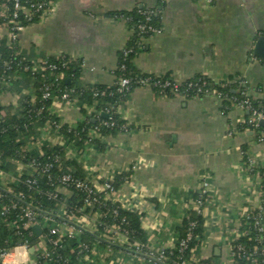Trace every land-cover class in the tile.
<instances>
[{
	"label": "crops",
	"instance_id": "0c3cea01",
	"mask_svg": "<svg viewBox=\"0 0 264 264\" xmlns=\"http://www.w3.org/2000/svg\"><path fill=\"white\" fill-rule=\"evenodd\" d=\"M136 7L155 9L162 23L161 33L140 41L133 61L141 72L168 74L179 83L199 74L217 82L240 81L246 84L248 96L264 100V60L253 55L257 38L264 34V0H57L44 19L21 33L18 50L29 60L74 58L82 69L79 85H111L116 81L120 51L133 34L129 24L113 13ZM14 81H20L19 85L12 86ZM12 82L0 93L4 112L8 106L14 112L21 108L17 92L27 90V98L34 92L22 73ZM223 100L211 94L163 96L151 87H135L119 108L130 129L106 134L79 155L94 185L119 176V188L107 196L122 208L142 214L146 249L166 245L177 233L205 180L210 190L203 207L205 229L199 257L227 261L229 247L242 232L244 213L264 203L259 177L264 141L241 125L247 111L235 103L224 107ZM85 108V103L60 100L53 105L61 122L70 126L87 118ZM40 134L42 141L32 148L33 153L66 142L53 129L43 127ZM243 151L255 161L253 168ZM10 164L7 175L0 176L2 184L24 168L16 160ZM62 194L70 192L62 189ZM95 214L83 217L91 233L98 227ZM96 246L94 259L100 258L99 264H147L122 245L117 250ZM35 250L21 257L24 262L6 264H37ZM88 257L85 254L82 259Z\"/></svg>",
	"mask_w": 264,
	"mask_h": 264
},
{
	"label": "trees",
	"instance_id": "16d2710c",
	"mask_svg": "<svg viewBox=\"0 0 264 264\" xmlns=\"http://www.w3.org/2000/svg\"><path fill=\"white\" fill-rule=\"evenodd\" d=\"M149 8L146 7H136L130 12H115V14L125 13L131 17V20L128 22L130 28H133L137 23L142 20L145 21L146 15L144 12ZM148 23L162 27L161 18L159 13L153 9V12L150 14V20ZM140 35L137 32H133L132 37L129 41V44L124 47L119 54V61L117 68L114 73L116 76V81L113 85H105L100 83L79 85L78 78L81 75V66L78 61L74 58L68 57L65 55L64 58L56 57L50 58L47 60L46 64L56 63L58 65L57 69H44L41 73L31 74L29 71H21L24 79H27L28 82L32 84L33 91L37 94V99L35 102H31L29 99H25L21 103V108L18 111H13L12 106L6 107L5 114H1V110L4 109L0 106V168L8 171L10 169V160H16L23 164L29 162L30 158L35 156V153L28 150L29 144H31L38 136L41 127L45 125L48 120L60 121V118L53 111L54 101L56 98H60V94L64 89L70 90L72 96H76L78 102L86 103V105L93 104L97 100L96 110L99 111L101 120H95V117H87L84 121L77 123L76 125L70 126L67 123H63L58 129L54 126L52 129L62 135L66 142L63 145H53V146H43V154L40 156V159L46 160L49 157L53 156L56 153H64L68 147H78L81 150H84L87 143V134L88 131L94 128L97 125L101 126V121L110 120L113 118L114 125L112 126H101L102 132L106 134L116 135L121 131H126L130 129L128 125L127 129L123 128V125L126 122L120 113L119 108L122 103H124L131 91L139 86V80L143 77L156 75L147 74L141 72L136 68L134 64V57L137 54L140 46ZM2 58L0 59V75L3 73V70L6 66L3 64L4 60L11 61L12 72L18 69L17 63L21 61L22 54H16V51H19L18 48H8L7 45H3L1 48ZM20 53V52H19ZM66 61V65H63V62ZM24 61H21L22 64ZM124 65V68H122ZM11 72V70H10ZM121 76H126L131 79L129 88L125 90L124 93L119 91V86L117 80ZM158 78H161L164 81L167 78L173 79L170 75H159ZM232 80V78H230ZM191 80H194L197 85L190 86L189 83ZM9 81L11 79L9 78ZM13 81V80H12ZM11 81V82H12ZM20 82V81H19ZM18 81L12 82V86L19 85ZM49 84L52 90V97L48 99L42 98L41 87ZM199 87L201 90L199 91ZM246 84L241 83L240 81H214L210 77L199 74L193 78H190L177 86L178 92L183 94L187 98L193 97H202L205 95H210L213 93L223 92L226 97L223 100L224 107L233 103L232 98L236 97L241 100L246 97ZM176 87L169 86L164 89V92H160L158 87H153V89L163 96H176ZM97 92V94H95ZM245 92V95L243 94ZM59 97V98H58ZM249 99L252 101L253 106L259 110L264 111V100L254 99L249 96ZM33 107V108H32ZM86 109V108H85ZM84 109V112H85ZM39 110L41 112L39 113ZM87 110V109H86ZM107 111L108 114L104 116L101 112ZM249 115V114H248ZM96 116V113L94 114ZM128 124V123H127ZM260 129L264 131V122L260 123ZM99 140L96 141V143ZM24 176H28V170L24 169ZM64 172L72 173L78 178L86 177L85 168L79 163V161L70 158L65 160L62 163L56 164L53 169V175L55 180V185H57V177ZM260 174H264V168L260 170ZM114 190L119 188L121 180L116 177L111 181ZM46 186V178H42V187ZM50 187H53L50 185ZM0 185V249L8 250L12 249L15 246L22 244L25 240L29 241L30 247H34L38 255L37 264H62L64 258H68L72 264H99L100 258L94 259L95 257V246H101L105 248H111L113 250L120 249L122 247L117 246L116 244L109 243L101 235L106 231V229L113 227L117 224L123 223V225L129 231V247L128 249L136 248L135 243L146 245L148 238L145 233V230L141 224V217L137 211H130L122 208L118 202H113L106 195L102 196L101 202L96 204L94 207H86L83 211H78L83 207L84 203V193L81 190L72 189V194L66 196L61 194L58 198L48 199L41 194H37L34 188H31L23 180L16 181L9 185L7 190L2 189ZM262 188H264V182L262 183ZM17 204L16 209L12 208L13 204ZM32 204L39 208L40 212L38 213V221L44 223L43 211L51 213H60L62 206L68 210L74 209L77 211V215H80L82 212L87 213H98V227L94 233L89 231H83L80 235L75 236L72 239H69L61 247L56 249L50 245V249L54 250V255L52 258L45 257L41 254L39 249L40 237L37 236L33 228H26L23 224L25 221L22 219L23 209ZM117 207L119 210V215L115 216L113 213V208ZM196 221V227L194 228V233L196 235L202 236L205 229V221L203 215H196L193 210H189L186 217L183 218L181 223L176 227V232L179 237H183L189 231L192 223ZM244 225L241 229L250 230L248 235L238 236L239 242H245L247 244H255V238L258 236L257 230L252 227L251 220L243 219ZM50 225H47L45 232L48 233ZM98 243V244H96ZM199 240L193 239L190 242L189 248L185 251L184 257L186 259L197 258L199 257ZM81 244L88 246L87 249H82ZM125 250V249H124ZM89 255L88 259H82L83 255ZM81 258V259H80ZM179 258L178 249L175 248L174 255L170 256L166 260L167 264H173V260ZM99 260V261H98ZM143 260L147 264H161L150 260L149 258L144 257ZM200 263L208 264H220L218 257L207 258L206 260H200ZM244 260L239 259L238 264H243Z\"/></svg>",
	"mask_w": 264,
	"mask_h": 264
},
{
	"label": "built area",
	"instance_id": "2783aa9c",
	"mask_svg": "<svg viewBox=\"0 0 264 264\" xmlns=\"http://www.w3.org/2000/svg\"><path fill=\"white\" fill-rule=\"evenodd\" d=\"M56 2L57 0H0V59L2 58V46L7 45L8 48L17 49L19 37L25 30V28L38 20L44 19L45 16H47L53 10ZM152 12L153 9L146 10L144 12V14L146 15L145 21L140 20L133 28V32H137L140 35L141 40L145 36L162 32V27H157L148 23V21L150 20V14ZM114 17L123 19L127 23L131 20V17L125 13L115 14ZM16 54H20L19 51H16ZM58 57L64 58L65 55H60ZM47 60L48 59L29 60L27 57L21 55V61H24L23 63L26 62V64H22L21 61L18 62V69L14 70L13 72L11 61L4 60L3 64L6 66V68L0 75V93L8 89L9 84L12 80L20 79V72L22 70L25 72L29 71L34 75L37 73H41L44 69L47 68L52 70L57 69L58 65L56 63L46 64ZM63 65H66V61L63 62ZM122 68H124V65H122ZM158 77L159 75H156L155 77H143L139 80V86H147L151 88L158 87L160 89V92H164V89L169 86H174L176 87V95L184 96L177 90V86L181 85V83L176 82L174 79L170 78L162 81V79ZM9 78L11 79V81H9ZM117 83L119 86V91L121 93H124L125 90L129 88L131 79L126 76H121L117 80ZM189 85L196 86L197 83L194 80H191ZM41 90L43 99L52 97V90L49 84H46L44 87L42 86ZM198 90L200 91L201 87H199ZM26 93L27 90L25 89H23L21 92H17L16 99L18 101L16 103H18V107H21V103L27 98L25 96ZM95 94H97V92H95ZM243 94L245 95V92H243ZM211 95H214L221 100L226 97L223 92L213 93ZM27 99H29L31 102H35L37 99V94L35 92H32V97H28ZM56 100L66 102L68 104L78 102L77 97L72 96L70 90L68 89H64L60 94V98H56ZM232 101L233 103L240 106L243 110L247 111V113L249 114L241 121V125L246 129H250L256 132L258 135V139L260 141H264V131L260 129V123L264 122V111L257 110L253 106L252 101L249 99L248 95H246V97L241 100L234 97L232 98ZM97 102L98 101L95 100L93 104L90 105H86L85 103V105L87 106V117L91 116L95 117V120H101L102 117L99 114L100 112L96 110ZM40 112L41 110H39V113ZM95 113L96 116H94ZM101 113L108 114L106 110L102 111ZM1 114H5L3 109L1 110ZM62 124L63 122H61V120L59 122L55 120H48L43 127L47 129V131H50L54 126L56 127V129H58ZM102 125H114L113 118L111 117L110 120L101 121V126ZM101 126L97 125L88 131L87 146L95 144L97 140L100 141L104 138L105 134L102 132ZM43 127L40 129V132L38 133V136H36V139L28 146V150H30L31 152L32 148H34V146L36 145H40L42 141L43 134L41 135L40 133L42 132ZM127 127L128 124L125 123L123 125V128L126 130ZM46 146H53V144ZM82 152L83 150H81L80 148L70 146L66 148L64 153H56L48 159L42 160L40 159V156L43 154L41 148L38 153H35V156L30 158L28 163L24 164V168L19 175L15 176V178L11 182L7 184L0 183V185H2L3 190H7L10 184L16 181L23 180L31 188H34L37 194H41V196H45L48 199L58 198L62 194V189L68 190L70 192L69 195H71L72 189L75 188L83 191V193L85 194L83 207L78 211H83L86 207H94L96 204H99L101 202L103 195L107 196L109 194H113V192L115 191L111 180L105 181L101 186H96L87 177L78 178L72 173L64 172L57 177L58 183L57 185H55V177L53 175V169L55 165L62 163L70 158L79 161V155ZM243 154L247 158V165L250 168H253L255 165V161L248 156L246 151H243ZM24 169L28 170V176H24ZM6 173V170L0 168V176L5 177L7 175ZM43 177L46 178L45 187H42ZM259 177L264 182V174H260ZM50 185L53 187H50ZM209 190L210 183L206 180L203 181L201 183V186L199 187V191L196 197L192 200L191 203L192 210L196 215L203 214V207L205 205V200L209 193ZM261 196L264 202V188H262L261 190ZM17 207L18 205L16 203L12 205V208L14 209H16ZM61 208L62 211L58 214L43 211V224H41L37 218L38 213L40 212L39 208L33 206L32 204H29L23 209V215L21 218L25 220L23 224L26 228H33L35 224L41 225L42 233L39 235L40 242L38 247L41 251V254L48 258L53 257L55 249L57 247H61L69 239L80 235L83 231L86 230L87 226L83 224V217L89 216L91 214L82 212L80 213V215H77V211L74 209L68 210L64 205ZM112 211L115 216L119 215V210L117 207H114ZM95 215L97 216V218H99L98 213H96ZM243 219L251 220L252 227L258 232V236L255 238V244L249 245L245 242H239L237 237L229 247L226 258L227 261H222L220 262V264H238L239 259L244 260L243 264H264V203L257 209L247 210L244 213ZM196 224L197 222L194 221L189 231L183 237H179V235L175 233L166 245L161 246L158 249H146L145 245L136 242V248L128 250L140 260L146 257L155 262L167 264L166 260L170 258V256L174 255L175 248H177L179 258L177 260H173V264H202L200 263V260H206L208 257L202 256L191 259H186L184 257L185 251L189 248L190 242L193 239H201L199 235H196L194 233ZM47 225H50L48 233L45 232V228ZM243 225L244 222L242 224V227ZM250 232V230H244L243 232L239 233V236L248 235L250 234ZM102 237L111 244H119L124 246V248L129 247V231L123 225V223L106 229V231L104 232V236ZM50 245L55 249L51 250ZM81 247L82 249L79 253L88 248V246L85 244H81ZM31 248L34 247H30L29 241L25 240V242L15 246L12 249H0V264H6L9 261H12L14 263L24 262L21 257L25 256V254H30ZM62 264L72 263H70V260L68 258H64Z\"/></svg>",
	"mask_w": 264,
	"mask_h": 264
},
{
	"label": "water",
	"instance_id": "95a60500",
	"mask_svg": "<svg viewBox=\"0 0 264 264\" xmlns=\"http://www.w3.org/2000/svg\"><path fill=\"white\" fill-rule=\"evenodd\" d=\"M253 55L264 60V34H261L257 38L255 45H254V48H253ZM103 115L106 116V114H103ZM33 228H34L37 236H39L42 233V228H41L40 224H35L33 226Z\"/></svg>",
	"mask_w": 264,
	"mask_h": 264
}]
</instances>
